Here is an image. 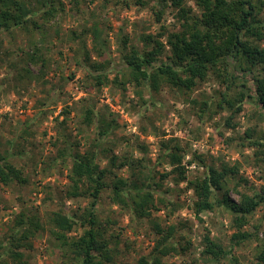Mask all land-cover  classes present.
Wrapping results in <instances>:
<instances>
[{
    "label": "rangeland",
    "instance_id": "obj_1",
    "mask_svg": "<svg viewBox=\"0 0 264 264\" xmlns=\"http://www.w3.org/2000/svg\"><path fill=\"white\" fill-rule=\"evenodd\" d=\"M14 1L0 0V10L5 5L13 7ZM19 1H22L21 12L33 19L35 27L30 19L28 25L0 30V150L11 149L13 142L18 151L26 152L24 157H16L14 163L22 169L27 185L3 187L0 184V253L3 246L8 245L12 225L20 212L33 209L45 216L61 207L67 214L89 207V199L65 198L62 191L68 183V165L47 171L48 160L54 156L56 148L63 145L56 138V132L72 142L80 139V120L76 113L71 112L64 127L57 130L55 120L63 121L64 110L83 100L118 124L112 135L119 155L150 161L153 166L161 142L173 140L183 150L188 180L202 178L204 165H215L217 169L226 165L237 170L227 184L232 200L239 202L238 193L253 195L264 187V166L255 157L257 150L249 146L253 141L264 140V110L248 97H244L242 103L234 99L231 109L221 110L218 103L230 84L222 76L210 71L208 77L187 94L163 86L152 94L154 102L150 108L144 104L150 99L147 88L129 83L125 74L110 73L109 82L101 87L84 82L85 73L76 61L86 52L93 62L118 64L124 53L152 48L151 44L143 42L151 35L165 46L161 57L165 59L170 54L167 38L180 30L173 7H165L157 22L152 0H143L142 7L135 5L136 0H52L58 8L57 16L47 23L41 18L42 0ZM187 6L192 14L200 16L193 2H188ZM260 17L264 21L263 12ZM261 45L264 46V40ZM34 52L37 53L35 58ZM230 64L228 60L226 65ZM257 74V69L247 72L244 77L250 83L246 89L231 85L230 95H253L249 93L251 80ZM26 75L34 80L28 82ZM115 79L121 85L114 84ZM82 130V136L87 137L80 144V150L84 151L93 131L84 127ZM16 132L24 137L16 140ZM104 163L102 160L101 165ZM156 170L157 173L171 171L166 165ZM129 172L123 170L120 174L126 178ZM157 173L155 176L159 179ZM165 184L172 188V198L178 197L182 208L171 213L161 207L160 211L151 212L152 220L131 223L127 213L110 202L109 191L96 205L95 211L100 217L116 221V226L109 228L121 252L117 258L125 264H136L138 257L149 255L157 237L152 230V221L156 220L162 227L174 225L178 229L177 236H183L182 242L190 245L184 254L165 258V264H214L202 255L205 230L216 242L231 247L232 235L236 233L232 215L216 205L213 211L201 214L200 222L192 212L193 193L186 184L175 188L171 179ZM242 231L251 237L233 247L235 264H264L258 260L264 246V206L249 217ZM81 234L82 230L77 228L71 236ZM30 242L32 250L23 253L21 261H12L10 257H5L4 261L8 264H69L47 231ZM230 262L215 263L232 264Z\"/></svg>",
    "mask_w": 264,
    "mask_h": 264
},
{
    "label": "trees",
    "instance_id": "obj_2",
    "mask_svg": "<svg viewBox=\"0 0 264 264\" xmlns=\"http://www.w3.org/2000/svg\"><path fill=\"white\" fill-rule=\"evenodd\" d=\"M45 1L42 0L41 18L48 23L56 18L58 8L54 1ZM152 1L157 22L165 7L171 6L177 11L180 30L171 34L166 41L170 54L162 59L165 46L151 35H147L143 42L151 44L152 48L124 53L118 64L110 61L93 62L92 56L86 52L76 61L77 66L85 73V83L101 87L109 82L110 73L118 76L125 74L129 83L147 88L150 99L144 104L150 108L154 102L152 94L157 93L161 87L167 86L181 94H187L199 82L204 81L211 71L230 82L227 92L221 95L218 103L221 110L226 107L231 109L235 101L242 103L244 97L254 99L258 107L264 110V46L261 45L264 40V21L260 17L264 13V0ZM188 2L194 3L200 16L192 14L191 8L187 6ZM13 4L9 8L3 5L5 8L0 10V30L9 31L12 27L28 25L31 18L21 12L22 1L16 0ZM135 5L142 7L145 3L143 0H136ZM32 20L30 23L35 27ZM33 55L35 58L37 53L34 52ZM228 60L232 62L229 67L226 65ZM255 69L258 74L253 76L249 92L254 94L230 95L231 85L246 89L249 80L244 76ZM26 79L28 82L34 80L27 75ZM113 83L121 85L117 79ZM71 112L79 116L80 139L72 142L66 135L56 132V138L63 145L56 148L54 156L48 160L47 171L68 165V183L62 191L65 198H84L91 200V203L87 209L77 210L72 214H67L62 207L45 216L33 209L20 212L12 225L13 234L8 245L3 246L0 253V264H8L4 261L5 257H10L15 262L21 261L24 254L32 250L30 240L45 231L50 234L61 250L62 258L69 264H125L122 259L117 258L121 252L115 244V237L110 234L109 226H116V221L100 217L95 211L96 205L109 191L110 202L126 212L131 223L143 219L152 220L151 212L160 211L161 207L169 209L171 213L177 212L182 204L178 197L172 198L173 190L165 184L170 179L175 188L185 183L187 189L192 191V212L198 221L201 222L202 213L213 211L216 205L230 212L233 217L232 227L236 232L231 238L232 246L228 248L216 242L211 238L210 232L205 230L202 255L214 264L227 261L236 263L233 247L240 246L251 237L242 228L249 217L264 206V187L253 195L238 193L240 200L236 202L230 198L227 189L229 177L237 174L235 168L225 165L217 169L215 165H204L202 178L188 180L183 164V150L176 141L161 142L157 159L152 166L150 161L119 155L112 135L118 124L86 100L65 109V119L55 120V130L64 127ZM83 127L93 132L88 139V147L81 151V142L87 140V137L82 136ZM16 136V140L24 137L17 132ZM249 146L257 150L255 157L264 166V140L253 141ZM25 155L26 152L18 151V146L13 142L11 149L0 150L1 186L27 185L22 169L14 163L16 157ZM196 158L203 161L199 156ZM102 160L104 165H101ZM165 165L171 171L157 173L156 167ZM123 170L130 171L128 177L120 174ZM156 173L159 179L156 178ZM77 228L82 230V234L72 237V232ZM152 230L157 236L153 249L149 255L138 257L136 264H165V258L179 256L189 249V242H182L183 236H177L178 229L174 225L162 227L158 221L153 220ZM258 260L264 263V246Z\"/></svg>",
    "mask_w": 264,
    "mask_h": 264
}]
</instances>
